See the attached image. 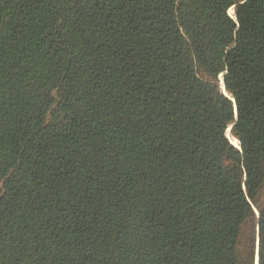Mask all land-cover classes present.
Returning a JSON list of instances; mask_svg holds the SVG:
<instances>
[{
  "label": "trees",
  "instance_id": "16d2710c",
  "mask_svg": "<svg viewBox=\"0 0 264 264\" xmlns=\"http://www.w3.org/2000/svg\"><path fill=\"white\" fill-rule=\"evenodd\" d=\"M257 258L264 0H0V264Z\"/></svg>",
  "mask_w": 264,
  "mask_h": 264
},
{
  "label": "water",
  "instance_id": "95a60500",
  "mask_svg": "<svg viewBox=\"0 0 264 264\" xmlns=\"http://www.w3.org/2000/svg\"><path fill=\"white\" fill-rule=\"evenodd\" d=\"M223 81H224V79H223ZM224 83H225V81H224ZM225 86H226V84H225ZM228 98H230L232 101H235L234 100V98L231 96V94L228 92V90H227V92L229 93V95L226 93V92H224V91H222ZM236 113H237V115H238V112H237V109H236ZM235 122H236V120H235ZM232 127H233V125H232ZM231 127V128H232ZM235 145V144H234ZM256 264H259V262H258V258H257V262H256Z\"/></svg>",
  "mask_w": 264,
  "mask_h": 264
},
{
  "label": "rangeland",
  "instance_id": "374dc122",
  "mask_svg": "<svg viewBox=\"0 0 264 264\" xmlns=\"http://www.w3.org/2000/svg\"><path fill=\"white\" fill-rule=\"evenodd\" d=\"M234 9V8H233ZM234 13H235V10H234ZM233 16V15H232ZM222 79V78H221ZM221 87V86H220ZM222 90V89H221ZM232 127V126H231ZM229 128L228 130H231V134H232V128ZM228 130H227V132H228ZM232 136H233V134H232ZM228 137V136H227ZM234 137V136H233ZM235 138V137H234ZM236 139V138H235ZM233 143V142H232ZM236 143L237 144H235V143H233V144H235V146H237V147H239V145H238V140L236 139Z\"/></svg>",
  "mask_w": 264,
  "mask_h": 264
},
{
  "label": "bare ground",
  "instance_id": "6f19581e",
  "mask_svg": "<svg viewBox=\"0 0 264 264\" xmlns=\"http://www.w3.org/2000/svg\"><path fill=\"white\" fill-rule=\"evenodd\" d=\"M223 89H224V87H223ZM224 92H226V90L224 89ZM232 139L236 142V139L232 136Z\"/></svg>",
  "mask_w": 264,
  "mask_h": 264
}]
</instances>
